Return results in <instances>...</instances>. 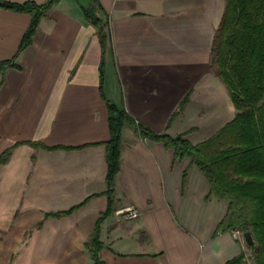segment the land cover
<instances>
[{
    "label": "crops",
    "instance_id": "1",
    "mask_svg": "<svg viewBox=\"0 0 264 264\" xmlns=\"http://www.w3.org/2000/svg\"><path fill=\"white\" fill-rule=\"evenodd\" d=\"M99 2L108 22L104 49L83 12L92 0H60L19 53L18 68L4 72L0 264H93L87 243L108 207L107 101L153 132L186 134L194 145L236 114L212 66L226 0ZM30 20L0 8V61L15 56ZM209 192L189 157L126 126L100 260L226 264L239 256L245 250L231 232L214 236L228 203ZM127 208L139 217L126 219ZM61 212L68 213L47 216Z\"/></svg>",
    "mask_w": 264,
    "mask_h": 264
},
{
    "label": "trees",
    "instance_id": "2",
    "mask_svg": "<svg viewBox=\"0 0 264 264\" xmlns=\"http://www.w3.org/2000/svg\"><path fill=\"white\" fill-rule=\"evenodd\" d=\"M59 1L47 0L37 4L0 0L1 9L31 16L15 56L0 61V84L7 68H18L16 58L19 53L31 44L41 18ZM83 12L85 19L97 29L104 49L108 22L98 15H106L99 0H92L91 6ZM102 66L101 89L104 80ZM212 66L229 91L236 114L215 135L199 144H192L186 134L176 137L157 134L125 109L107 101L111 134L106 142L108 171L105 195L108 207L97 219L87 243L93 264H105L99 258L104 247L100 240L101 224L114 211L115 180L120 169L122 133L126 126L135 129L142 137L162 141L175 151L177 157H189L208 180L209 196L214 195L228 203L227 212L214 236L223 232H251L256 245L254 264H264V0H226L213 41ZM8 154L6 150L0 155V163ZM244 258L245 253L242 252L226 264H242Z\"/></svg>",
    "mask_w": 264,
    "mask_h": 264
},
{
    "label": "rangeland",
    "instance_id": "3",
    "mask_svg": "<svg viewBox=\"0 0 264 264\" xmlns=\"http://www.w3.org/2000/svg\"><path fill=\"white\" fill-rule=\"evenodd\" d=\"M232 235L240 241L241 246L244 248L245 250V258L243 261V264H254L255 263V252L252 250V248H250L245 240H244V234L242 232H231Z\"/></svg>",
    "mask_w": 264,
    "mask_h": 264
},
{
    "label": "built area",
    "instance_id": "4",
    "mask_svg": "<svg viewBox=\"0 0 264 264\" xmlns=\"http://www.w3.org/2000/svg\"><path fill=\"white\" fill-rule=\"evenodd\" d=\"M122 215L128 220H135L139 217V212L135 209L127 208L121 211Z\"/></svg>",
    "mask_w": 264,
    "mask_h": 264
},
{
    "label": "water",
    "instance_id": "5",
    "mask_svg": "<svg viewBox=\"0 0 264 264\" xmlns=\"http://www.w3.org/2000/svg\"><path fill=\"white\" fill-rule=\"evenodd\" d=\"M244 240L246 242V244L252 248V250L255 252L256 250V245H255V241H254V238L251 234V232H245L244 233Z\"/></svg>",
    "mask_w": 264,
    "mask_h": 264
}]
</instances>
